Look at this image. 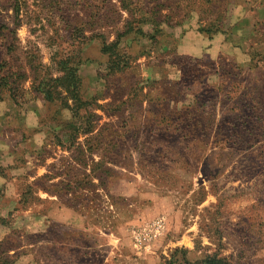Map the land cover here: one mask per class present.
<instances>
[{
    "label": "rangeland",
    "instance_id": "obj_1",
    "mask_svg": "<svg viewBox=\"0 0 264 264\" xmlns=\"http://www.w3.org/2000/svg\"><path fill=\"white\" fill-rule=\"evenodd\" d=\"M117 39L132 56L138 41L167 44L159 74H110L100 45ZM213 44L224 58L193 69ZM73 53L91 101L79 114L95 125L74 142L63 122L72 113L44 88ZM215 64L220 84L205 79ZM2 185L0 200L6 186L21 198L1 249L34 244L26 257V247L1 256L13 264H113V244L83 247L62 224L63 202L100 224L138 214L124 240L165 216L167 231L142 255L154 264L158 248L176 244L195 264L211 254L264 264V0H0Z\"/></svg>",
    "mask_w": 264,
    "mask_h": 264
},
{
    "label": "crops",
    "instance_id": "obj_2",
    "mask_svg": "<svg viewBox=\"0 0 264 264\" xmlns=\"http://www.w3.org/2000/svg\"><path fill=\"white\" fill-rule=\"evenodd\" d=\"M140 42V41H139ZM141 50L143 51L140 57L133 63L132 69L138 68L142 70L143 76L145 78H152V76L155 74H159V68H160V63L157 62L156 60V54H158V51H163L166 50L165 47L167 44L158 42L157 43H149V42H140ZM220 48L216 47L215 44L213 46L208 47V51L205 53V55L202 56V59L199 61H196L195 63L193 62V69H202L203 67H206V69L212 67L210 64V61L215 62L218 57L217 63L220 62L221 58H224L219 53ZM179 51V50H178ZM203 54V53H202ZM137 62L138 66H137ZM216 64L213 66L212 70L213 72H209L206 74L207 78L206 81H213L218 79V84H220V79H221V71H214L216 68ZM212 79V80H211ZM32 176V177H31ZM39 176L38 169L34 171V173H31L30 177L32 179H35ZM118 182V180L113 179L111 182V186L113 183L115 184ZM4 184V183H3ZM3 186L0 187V189H3ZM10 187H5L3 192L6 189V194L3 195L2 199L0 200V217H8L11 211H14L18 205L20 204V198L19 197H14L10 191H8ZM1 195V194H0ZM17 196V195H16ZM92 200L88 201H83L81 205H88L87 207H90L92 204ZM106 207L108 206L107 203L104 202ZM77 205H72L68 202H63L62 203V224L67 227H76V230L81 234V237L83 238L84 241L89 242L88 246L83 245V247H90L92 244H96V246H101L102 248L107 249V246L109 244H113L112 251L107 250L108 255L106 256L107 261L110 260V257L112 258L113 264H154L155 262L149 261L148 259H145V257H142L144 254V250L138 249L131 237L129 236L128 238H123L124 235V228L126 223L134 221L138 219L141 216H138V214L134 215V217L130 216L128 220L126 219H121V216L119 217L117 214H114L112 216L104 220V223L100 224V221H97V217H95L92 214L87 213L84 209H78ZM75 207V208H73ZM88 209V208H87ZM28 211V210H26ZM146 211V210H145ZM140 215V214H139ZM13 216H15L13 214ZM126 217V216H125ZM105 218V216H104ZM124 220V221H123ZM1 223V222H0ZM2 224V223H1ZM0 240H5L10 236L11 232V226L7 224H2L0 225ZM121 232V233H120ZM67 233V232H65ZM64 233V234H65ZM93 241V243H92ZM120 241V242H119ZM22 244H19L18 246L13 247L12 249L10 248L9 251L14 252V254H17V252L23 248H25L22 253H24V257L31 255L34 253V250L32 249V246L34 244L27 243L24 241H21ZM117 242H119V245H117ZM179 243V241H178ZM174 244H176L174 242ZM32 245V246H31ZM66 248V245H63ZM179 245H175L174 247H167L163 246L161 249L158 248V257L159 261L156 262V264H166V259L167 257L169 258L173 250L178 247ZM77 247H81V245H78ZM188 248V247H185ZM112 252L110 254L109 252ZM166 254L167 256H164V261L162 262L160 259L163 254ZM170 253V254H169ZM151 259V258H150ZM20 264H30L29 261H23V258L20 260ZM107 264V263H106ZM112 264V263H108Z\"/></svg>",
    "mask_w": 264,
    "mask_h": 264
},
{
    "label": "trees",
    "instance_id": "obj_3",
    "mask_svg": "<svg viewBox=\"0 0 264 264\" xmlns=\"http://www.w3.org/2000/svg\"><path fill=\"white\" fill-rule=\"evenodd\" d=\"M209 30V29H208ZM220 30V29H219ZM140 32V29H139ZM208 34L211 31L207 32ZM145 38L152 39L148 33H142ZM212 34V33H211ZM120 39L112 42L101 41L100 52L107 56V70L110 74H117L126 71L142 54L141 44L138 41V46L142 52L135 56L126 52V48L121 44ZM84 46L89 42L86 41V37L83 38ZM83 63L79 53L62 54V57L57 61V69L61 74L52 78L49 82L44 84V88L49 100H58L63 109H67L72 113V120H65L64 127L69 139L72 142L77 141L79 134H89L94 131L95 125L89 121L81 119L79 111L91 104V101L85 99L82 95V77L79 73V67ZM84 115V114H83ZM84 121V122H83ZM104 158V156L102 157ZM97 166L94 167V172L97 174ZM106 171H111L109 168H105ZM108 174V172H106ZM2 224H8V220L4 217H0ZM4 240L0 241V264H13L9 261V257L1 258L3 254L8 252V249L4 248ZM186 248L176 247L171 253L170 257L166 259V264H195L193 263L186 252ZM15 264V263H14ZM201 264H229L225 257H220L216 254L207 255L201 261Z\"/></svg>",
    "mask_w": 264,
    "mask_h": 264
},
{
    "label": "built area",
    "instance_id": "obj_4",
    "mask_svg": "<svg viewBox=\"0 0 264 264\" xmlns=\"http://www.w3.org/2000/svg\"><path fill=\"white\" fill-rule=\"evenodd\" d=\"M168 223L165 216H158L150 221H142L130 229L134 245L140 250H148L155 241L167 231Z\"/></svg>",
    "mask_w": 264,
    "mask_h": 264
}]
</instances>
